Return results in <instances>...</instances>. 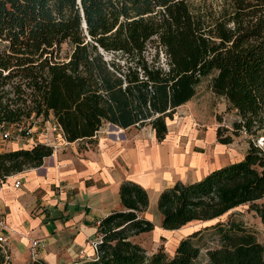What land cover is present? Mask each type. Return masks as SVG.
Wrapping results in <instances>:
<instances>
[{"label":"trees","instance_id":"1","mask_svg":"<svg viewBox=\"0 0 264 264\" xmlns=\"http://www.w3.org/2000/svg\"><path fill=\"white\" fill-rule=\"evenodd\" d=\"M189 1L0 0V124L52 117L66 142L87 145L105 124L150 125L160 142L166 119L211 77L213 94L236 115L231 134L216 129L217 141L249 138L241 160L160 193L163 230L215 221L181 239L172 256L162 249L148 254L134 240L154 225L143 217L147 192L124 181L122 209L99 221L96 256L81 264H193L200 251L191 239L208 229L219 232L218 247L206 253L209 264H264V245L252 232L231 215L219 221L248 205L264 223V152L255 143L264 141V0H224L206 15ZM52 153L41 143L1 152L0 183L40 167ZM6 256L0 248V264H10Z\"/></svg>","mask_w":264,"mask_h":264},{"label":"crops","instance_id":"2","mask_svg":"<svg viewBox=\"0 0 264 264\" xmlns=\"http://www.w3.org/2000/svg\"><path fill=\"white\" fill-rule=\"evenodd\" d=\"M193 100L194 97L166 119L167 133L160 142L150 125L122 129L107 124L95 134L92 145L82 148L78 142H66L61 132L56 137L47 135L49 143L58 140L60 150L45 158L40 167L0 183V234L8 237L9 263L32 262L29 247L34 239L43 243L37 260L44 264L70 263L80 250L92 256L88 240L96 237L101 219L122 209L119 187L124 181L143 188L148 206H152L163 190L177 182L199 181L213 170L241 160L242 157L234 160L232 143L217 141L215 124H194L197 107ZM179 113L183 117H178ZM36 136L44 142L43 134L38 132ZM27 148L0 141V153ZM18 179L21 184L15 188ZM148 208L143 217L153 221L152 232L160 231V237L187 236L184 234L189 232L185 230L188 225L163 230L161 220L155 222Z\"/></svg>","mask_w":264,"mask_h":264},{"label":"rangeland","instance_id":"3","mask_svg":"<svg viewBox=\"0 0 264 264\" xmlns=\"http://www.w3.org/2000/svg\"><path fill=\"white\" fill-rule=\"evenodd\" d=\"M223 2L224 0H190L189 6L194 13L206 15L210 11L212 13L218 10ZM1 47L2 46L0 44V50ZM66 51L67 47L66 45H63L62 55H64ZM149 53L150 54L148 55V59H150L151 55L154 53L153 49H150ZM159 60L160 63L164 65L165 57L161 51L159 53ZM193 97V101H195L197 107V111L194 115V124L196 126L199 125L206 127V125L209 126L210 124H215L217 128H227V134H231L232 123L236 120L235 112L233 110L227 109V103L223 98L216 97L213 94L211 90V77H207L200 82V84L196 87L195 95ZM178 117H183V113H179ZM38 124L39 126L41 125L40 122ZM106 125L107 124L103 125L102 127ZM7 128L9 130V127H6V129ZM54 136L56 137V134ZM248 139V136L244 133H240L238 136H233L232 145L234 150V160H237L241 157L243 158L248 147ZM55 142L58 145V140H56ZM84 143L81 142L78 147H85ZM255 143L264 152L263 139L260 137L255 140ZM59 150L60 147H58L56 152H58ZM260 203H264V199L258 201V204ZM148 207V214L154 217L155 222L160 221L161 215L157 210L156 204ZM229 215H231L232 220L242 223L248 231L256 234L259 242L264 245V223L254 211L248 210V205L240 206L235 210L230 211L228 214L221 217L219 221L225 222ZM150 222L153 223L152 220H150ZM212 223H215V221ZM212 223L210 222V224ZM210 224L193 222L185 228V230H188L189 232L184 235L193 233L194 231L202 228L204 225L206 226ZM159 233L160 231L157 230L155 232L151 231L149 233L140 234L134 237V240L139 243L148 254L162 249L168 256H172L179 239L185 238V236L183 235L181 236V238L178 235L174 237L172 236L173 234H165V237H160ZM218 238L219 232L216 229H208L202 231L199 235L191 239L192 244L198 247L200 251L198 258L193 262V264H209L206 253L208 250H212L218 247Z\"/></svg>","mask_w":264,"mask_h":264},{"label":"built area","instance_id":"4","mask_svg":"<svg viewBox=\"0 0 264 264\" xmlns=\"http://www.w3.org/2000/svg\"><path fill=\"white\" fill-rule=\"evenodd\" d=\"M39 122L40 121H37L31 117L28 120H23L21 122L11 125L0 124V141L2 143L9 141L16 142L22 145H26L29 148L32 145L41 143L38 137L36 136L37 133L40 132L44 136V142L41 144L49 145L52 148L53 153H55L59 146L56 144V142L49 143L46 138L47 135L49 134L53 136L59 132L62 133L59 125L54 120H51V118L47 119L44 122H40L41 127L38 124ZM6 127H9V130L8 128L6 129ZM20 184L21 181L18 179L15 181L14 187L18 188ZM1 225H3V220L0 218V226ZM7 242H8V237L5 234H0V248L2 249L3 253L6 255H7L6 253ZM88 242L92 250V256H89L83 250H80L77 254V257L73 261H71L70 263H62V264H81L83 261L93 259L96 256L98 244L101 242V240L99 237H94L92 239H89ZM42 246L43 243L39 239H34L31 241L29 252L32 262L38 261L37 253L40 247ZM6 259H8V256H6Z\"/></svg>","mask_w":264,"mask_h":264},{"label":"water","instance_id":"5","mask_svg":"<svg viewBox=\"0 0 264 264\" xmlns=\"http://www.w3.org/2000/svg\"><path fill=\"white\" fill-rule=\"evenodd\" d=\"M84 28L86 27V24H85V22H83V25H82ZM112 126H114V125H112Z\"/></svg>","mask_w":264,"mask_h":264}]
</instances>
